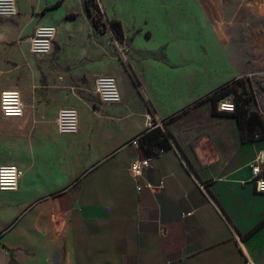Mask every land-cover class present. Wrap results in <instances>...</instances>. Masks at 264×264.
<instances>
[{
  "label": "crops",
  "instance_id": "0c3cea01",
  "mask_svg": "<svg viewBox=\"0 0 264 264\" xmlns=\"http://www.w3.org/2000/svg\"><path fill=\"white\" fill-rule=\"evenodd\" d=\"M57 1L17 0L15 19L0 24L34 67L32 79L0 76V92L18 89L25 103L20 117L0 112V164L21 170L16 188L0 190V264H264V192L249 167L264 137L244 140L237 118L206 98L244 75L264 109V0H95L106 22L120 21L126 62L108 23L94 26L89 0ZM39 24L57 27L43 81L33 60L49 54L28 43ZM186 39L198 40L190 60L167 50ZM106 74L118 103L93 90ZM63 106L78 108V134L57 133ZM150 119L172 147L135 177Z\"/></svg>",
  "mask_w": 264,
  "mask_h": 264
},
{
  "label": "built area",
  "instance_id": "2783aa9c",
  "mask_svg": "<svg viewBox=\"0 0 264 264\" xmlns=\"http://www.w3.org/2000/svg\"><path fill=\"white\" fill-rule=\"evenodd\" d=\"M17 0H0V18H13L17 15ZM57 28L53 24H39L28 38L29 51L35 55H47L52 51ZM123 59L126 60L125 51L120 48ZM95 94L101 102L118 103L121 93L115 76L99 75L94 79ZM235 102L231 99L220 100L217 108L221 111L235 110ZM25 103L22 93L18 89H5L0 92V112L5 117H20L23 115ZM160 124L155 120H148L147 127L155 128ZM56 131L60 135L78 134L79 110L74 106H63L57 111L55 118ZM257 137V135H255ZM150 166V157L142 156L131 163L130 169L133 176L142 174L144 168ZM252 179L256 189L264 192V148H262L249 163ZM21 170L17 164H0V190L16 188Z\"/></svg>",
  "mask_w": 264,
  "mask_h": 264
},
{
  "label": "rangeland",
  "instance_id": "374dc122",
  "mask_svg": "<svg viewBox=\"0 0 264 264\" xmlns=\"http://www.w3.org/2000/svg\"><path fill=\"white\" fill-rule=\"evenodd\" d=\"M89 4H92V11L93 14L95 15L96 20L98 21L99 25L97 27L98 30H105L107 28V23L106 20L104 19V16L100 10V8L98 7V5L95 3V0H89ZM15 18L11 19V20H3L0 19V24H4L8 21H13ZM28 19V16H21V19L19 20V24H23V22L25 20ZM21 24V25H22ZM109 25V24H108ZM57 28V27H56ZM14 32H8V28L7 26L4 27H0V53L3 52H7V58L3 60V64L4 66H0V76L5 74H10L13 73L15 71V69L19 70L21 69L22 72H24L25 74V78L26 79H32V75L34 72V67L31 68V64H32V58L27 55H24L21 57L16 56L13 54V49L15 47L18 46L16 40H11L7 39L9 38V36L11 34H13ZM6 39V40H4ZM141 41H139V44H143L144 42L142 41V39H140ZM198 40H193V39H186V40H175L174 42H170V44H168L167 46V50L171 49V50H180V52L183 54L181 55V57H183V59L185 60H190L191 58L195 57L197 55V45L196 43ZM117 42V54L118 57L120 58V60L122 62H126L128 60L127 56H129L128 53V42L123 43L119 42L118 40H116ZM149 43V45H153L155 42L154 40H152L151 42H147ZM173 43V44H172ZM215 42H212V50L217 53L218 52V48H216L214 46ZM188 45H192V47H189ZM20 46V45H19ZM184 46V47H182ZM24 47L23 45L20 46ZM120 48H122L125 51V56H126V60L123 59L122 53L120 51ZM164 51L161 50V55L164 58ZM180 53V54H181ZM48 55V54H47ZM34 64L37 65L38 70H39V75H40V79L46 80V74L48 73V71L44 70L45 65L47 66H52L54 64V62L56 61V58L54 56H52V54H49L48 56H44L43 58L40 59H35L33 60ZM30 69V70H29ZM13 71V72H12ZM218 77L220 79H222L226 74H228V72H217ZM109 75V74H106ZM99 76V75H98ZM187 76V71L183 72L182 77ZM6 76H2L1 78H5ZM240 79L244 80L243 82H239ZM5 82L4 79L0 80V85H3ZM217 92H223L225 95L222 97L221 100H225V99H231L235 102H237L238 98L241 97L244 98V96H248L250 94H252V101H246L245 104L243 105L244 108L247 107L248 108V112L247 114H249L250 111L255 112L256 115V121L258 123V125L255 128V131L258 133V135L260 137H264V109H259L258 108V103H257V97H256V93L254 91V88L252 87V84L250 82V80L242 75V76H238V77H234L231 78L227 81H225L224 83H222L220 86H218L215 89ZM242 90H244V92H242ZM140 92L142 93V91L140 90ZM222 93V94H223ZM143 94V93H142ZM239 102H241V100H239ZM75 107V106H74ZM77 108V107H76ZM78 109V108H77Z\"/></svg>",
  "mask_w": 264,
  "mask_h": 264
},
{
  "label": "trees",
  "instance_id": "16d2710c",
  "mask_svg": "<svg viewBox=\"0 0 264 264\" xmlns=\"http://www.w3.org/2000/svg\"><path fill=\"white\" fill-rule=\"evenodd\" d=\"M59 2L60 0H58L51 6L57 5ZM51 6H47L44 9H48ZM88 11L93 17L94 26L97 28L99 23L96 20L95 15L93 14V11H91L90 9ZM108 24H109V27L111 28V31L114 37L119 42H122L124 39V35H123L122 26H121L120 21L111 19V20H108ZM243 81L244 80L240 79L239 82H243ZM242 92H244V90H242ZM222 93L223 92L220 93L214 90L212 93H210L206 97L207 99L212 100V103H213L212 111L215 113H227V114L234 115L238 120L240 129H241L242 138L244 140L254 139L256 137L255 134L258 135V133L255 131V128L258 125L256 121L257 114L253 111H250L249 114H247L248 108L247 107L244 108L243 106L246 101H249V102L252 101L253 99L252 94L248 96H244V98H242L240 95L237 102L235 100V106H236L235 110L231 112H227V111H221L217 108L218 102L226 94V93L225 94L224 93L222 94ZM239 100H241V102H239ZM171 137L172 136L169 132L164 131L162 127L158 126L147 133H143L139 137V140H138L139 147L143 151L145 156L152 157L158 154L161 150L172 147V143L170 140Z\"/></svg>",
  "mask_w": 264,
  "mask_h": 264
}]
</instances>
